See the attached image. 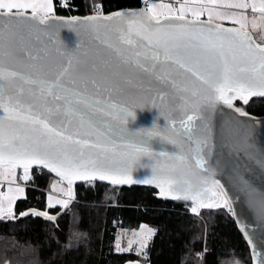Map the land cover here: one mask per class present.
<instances>
[{
  "label": "snow or ice",
  "instance_id": "snow-or-ice-1",
  "mask_svg": "<svg viewBox=\"0 0 264 264\" xmlns=\"http://www.w3.org/2000/svg\"><path fill=\"white\" fill-rule=\"evenodd\" d=\"M250 27L264 30V0H145L107 15L96 4L83 17L55 15L53 0H0V219L17 218L18 169L23 181L34 166L58 177L47 207L60 213L29 210L47 222L69 210L78 181L150 185L190 201L193 214L226 211L251 264H264V119L234 103L264 97V43ZM145 108L163 127L154 120L129 132L128 118ZM182 165L202 177L199 190H174ZM154 234L141 224L127 247L117 237L115 250L135 244L146 260Z\"/></svg>",
  "mask_w": 264,
  "mask_h": 264
},
{
  "label": "trees",
  "instance_id": "trees-1",
  "mask_svg": "<svg viewBox=\"0 0 264 264\" xmlns=\"http://www.w3.org/2000/svg\"><path fill=\"white\" fill-rule=\"evenodd\" d=\"M96 4L107 15L140 8L145 0H69L70 7L53 0L54 14L63 17L92 15ZM244 107L253 116H264V97H253ZM30 176L23 183L24 196L15 203L17 218L0 219V264H125L136 256L116 252L117 233L141 224L155 229L147 264H251L247 244L230 214L209 209L192 214L191 203L165 200L150 186H120L115 193L100 182L79 183L74 186V202L56 222L30 214L20 217L31 209L60 213L59 206L49 209L46 201L58 178L36 167ZM75 234L80 235L78 243ZM69 237L75 245L72 250L65 248Z\"/></svg>",
  "mask_w": 264,
  "mask_h": 264
},
{
  "label": "water",
  "instance_id": "water-1",
  "mask_svg": "<svg viewBox=\"0 0 264 264\" xmlns=\"http://www.w3.org/2000/svg\"><path fill=\"white\" fill-rule=\"evenodd\" d=\"M142 7H144V6H142ZM128 10H135V9H128ZM128 10H120V11H128ZM226 27H230V26H226ZM61 39L68 45L69 48L74 47L75 37L68 30H62ZM157 116H158V113H157V111L155 109H151V110H149L148 108H145L144 110L137 109L136 112H135V117L134 118H132V117L128 118V122H127L126 127H127L129 132H136V131H138L139 129H142V128H150L152 126V124H153V121L156 120ZM258 118L264 119V116H260ZM156 122L161 127H163V125H164L163 118H160L159 120H156ZM259 139L261 141H264V135H261L259 137ZM143 174H144V171H141L140 173H134V175H143ZM53 175L55 176V174H53ZM56 178H58V177H56ZM95 182H100V181H95ZM79 183H84V182L83 181H78L76 184H79ZM100 183L110 185L108 182H100ZM123 186H129V185H123ZM143 186H150V185H143ZM118 187H120V186H118ZM150 187L155 188L154 186H150ZM158 192H159V190H158ZM161 198H163L165 200H172L171 198H164V197H161ZM173 201H176V200H173ZM181 202L191 203L190 201H182V200H181ZM234 223H235L236 228L240 232L239 227L237 226L235 220H234ZM241 235L243 237L242 233H241ZM246 244H247V242H246ZM247 247H248V245H247ZM248 250H249V255H250V260H251V250L249 249V247H248Z\"/></svg>",
  "mask_w": 264,
  "mask_h": 264
},
{
  "label": "rangeland",
  "instance_id": "rangeland-1",
  "mask_svg": "<svg viewBox=\"0 0 264 264\" xmlns=\"http://www.w3.org/2000/svg\"><path fill=\"white\" fill-rule=\"evenodd\" d=\"M156 2H157V0H156ZM167 3H175V0H167ZM250 14H251V13H250ZM203 17H204V19H207L206 16H203ZM222 23H223L225 26H232L231 23L228 22V21H223ZM249 30H250L252 36L254 37V39L256 40L257 43H261V42L264 41V30H262V29H260V28H257V29H255V30H253V29H251V27L249 28ZM238 102H239V101H236V102H234V103L237 104ZM239 103H240V104H237L238 106H243V107H244V105H242L241 102H239ZM33 168H34V167H33ZM20 171H21V170H20ZM21 174H22V172H19V170H17V183L20 184L21 186H24L23 183H25L26 181L20 180L19 177H20ZM57 181H58V180L55 179V180L52 182V184L55 183V182H57ZM116 187H118V186L108 185L109 190H111V189H112V191L115 190V193H117V188H116ZM6 188H7V185H6V184H4V185H0V191H4V190H6ZM49 194H52V195H54V196H58V195H59V193H54V192H52L51 186H50V188H49V190H48L47 196H48ZM21 198H22V197H20V198H18V199H21ZM18 199H17V200H18ZM46 201H47V200H46ZM15 203H16V202H15ZM57 206H58V205H57ZM190 206H191V205H190ZM14 207H15V205H14ZM26 212H29V214H30V211H26ZM192 214H193V213H192ZM30 215H31V214H30ZM145 225H146V224H145ZM147 226H149V225H147ZM149 227H150V226H149ZM151 228H152V227H151ZM139 229H140V227L137 228V229H134V230H120V231H118L117 236H116V239H115V245H116L117 237H120V243H121V246H123V247H127L128 240H129V239H135V237L133 236V232H134V231H139ZM150 241H151V240H150ZM150 241H149V242H150ZM149 242H148V244H149ZM135 247H136V245L134 244V245H133V250L130 251L132 254H134V255L136 256V260H135V261H140L141 264H147L146 261H145L142 257L136 255V253H135ZM145 251L147 252V248L145 249ZM135 261H128V262H126L125 264H131V262H135ZM231 264H237V262L233 261Z\"/></svg>",
  "mask_w": 264,
  "mask_h": 264
},
{
  "label": "clouds",
  "instance_id": "clouds-1",
  "mask_svg": "<svg viewBox=\"0 0 264 264\" xmlns=\"http://www.w3.org/2000/svg\"><path fill=\"white\" fill-rule=\"evenodd\" d=\"M173 179L176 181L174 190L184 192L186 190H199L202 186V177L191 171L187 165L178 167L172 173Z\"/></svg>",
  "mask_w": 264,
  "mask_h": 264
},
{
  "label": "crops",
  "instance_id": "crops-1",
  "mask_svg": "<svg viewBox=\"0 0 264 264\" xmlns=\"http://www.w3.org/2000/svg\"><path fill=\"white\" fill-rule=\"evenodd\" d=\"M157 2H160V0H157ZM164 2L167 3V0H164ZM201 19H204V17H201ZM264 42V41H263ZM190 209V208H189ZM191 212V211H190Z\"/></svg>",
  "mask_w": 264,
  "mask_h": 264
},
{
  "label": "built area",
  "instance_id": "built-area-1",
  "mask_svg": "<svg viewBox=\"0 0 264 264\" xmlns=\"http://www.w3.org/2000/svg\"><path fill=\"white\" fill-rule=\"evenodd\" d=\"M64 2H65L66 4H68V3H69V0H64Z\"/></svg>",
  "mask_w": 264,
  "mask_h": 264
}]
</instances>
